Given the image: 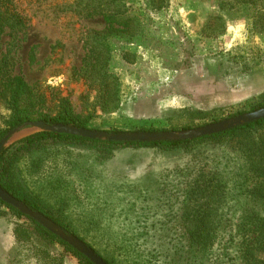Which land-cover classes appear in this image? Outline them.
Instances as JSON below:
<instances>
[{
  "label": "rangeland",
  "instance_id": "obj_1",
  "mask_svg": "<svg viewBox=\"0 0 264 264\" xmlns=\"http://www.w3.org/2000/svg\"><path fill=\"white\" fill-rule=\"evenodd\" d=\"M220 1L232 0H126L139 37L110 38L108 62L121 80L122 100L116 112L91 119V126L179 130L249 111L264 93V58L250 59L264 53V37L250 33L247 9L220 8ZM16 4L28 26L14 39L8 30L2 34L0 57L6 55L11 72L36 85L48 105L59 93L81 111L94 99L81 69L85 32L103 22L29 0ZM127 49L128 61L122 56ZM31 132L24 129L15 139ZM263 133L253 129L175 148L59 142L17 160L12 174L112 264H264V245L254 241L260 230L246 223L256 215L264 235V199L251 193L252 156L241 151L242 137L250 144ZM201 172L224 182L219 212L232 225L240 223L231 231L211 220L208 228L218 233L208 249L186 239L195 225L187 218L184 190ZM5 208L0 204V224L23 225L32 235L8 253L10 264H69L66 257L78 264L62 244L45 241L33 222Z\"/></svg>",
  "mask_w": 264,
  "mask_h": 264
},
{
  "label": "trees",
  "instance_id": "obj_2",
  "mask_svg": "<svg viewBox=\"0 0 264 264\" xmlns=\"http://www.w3.org/2000/svg\"><path fill=\"white\" fill-rule=\"evenodd\" d=\"M162 1L163 0H150V3L160 2L161 4ZM29 2L44 5L55 12L71 13L77 17L84 18L95 17L103 22V27L101 29H89L85 32L84 37L87 46L81 69L83 71V76L89 82V89L94 93V99L92 102L87 101L86 106H84L81 111L77 112L74 110L68 96L54 93L53 96L56 100L51 105H48L44 93L36 85L28 83L22 74L12 73L9 69V61H7L6 55H2V57H0V139L8 130L22 125L25 122L35 120H42L50 124H74L77 127L96 129L91 126V119L99 114L116 112L122 100L120 93L121 80L117 75L113 74L108 67L110 55L113 51L109 39L119 37L127 40H134L139 37L137 17L129 14L126 0H29ZM224 3L228 7L247 9L249 11L248 25L250 33L264 37V0L220 1V8H222ZM27 26L28 19L16 4V0H0V38L6 30L9 31L13 39L17 38L18 34L25 32ZM126 55H131L128 49L122 51L123 58L128 61ZM132 56H134V54H132ZM259 58H264V53L258 57L252 56L250 59H253V61L257 63L259 62ZM262 105H264V93L250 110L259 108ZM263 128L264 117L227 131L202 136L196 139L157 143H118L88 139L63 133L37 131L18 139L0 154V186L15 198L25 203L32 210L41 212L64 230L77 236L76 232L70 230L65 222L56 214L54 207L45 204L38 197L30 194L14 178L12 169L17 160L59 142H89L100 144L105 148H113L122 145L175 148L182 145H189L200 140L212 142L222 141L226 136L248 134L251 133L253 129L258 130ZM139 130L163 131L165 129L141 128ZM110 131L119 132L121 130L113 129ZM241 144L243 146L241 151L244 156H252L250 157V162H248V170L251 172L252 182L251 193L264 199V133L260 135L257 141L250 144H248V139L246 137H242ZM223 184L224 182L220 184L219 179L214 181L211 177H206V175H203V172L187 184L184 190V207L187 211V218L190 217L193 225H195L194 229H189L188 232L185 231L187 232V245L193 246L194 244H201L203 245V249H208V247L211 246L212 243H210V241L214 237L212 234L218 233L208 228L211 220L217 221L223 226L228 224L231 231L240 224L236 223L232 225L229 223L230 220L224 217L225 215L222 212H219L226 201ZM0 204L8 208L14 214L25 217L33 222L35 234L40 235L45 241H57L62 244L67 252L73 254L77 258L78 264H93L84 255L77 252L70 245L60 240L56 235L46 230L28 216L21 214L11 205L1 200ZM246 220H248L246 223H250L252 228L254 227L260 230L255 236L254 241L261 246L264 245V235L260 227L261 219L256 215H248ZM241 223H244V221ZM13 231L18 241L28 240L32 237L27 228L20 224L16 225ZM80 239L83 240L82 238ZM85 243L90 246L87 242ZM246 245L247 248L251 247L248 242ZM94 251L96 252V250ZM174 251L175 254L179 253L177 249ZM225 252L226 250H223V253ZM97 254L101 256L99 253ZM102 258L107 263L112 264L106 258Z\"/></svg>",
  "mask_w": 264,
  "mask_h": 264
},
{
  "label": "water",
  "instance_id": "obj_3",
  "mask_svg": "<svg viewBox=\"0 0 264 264\" xmlns=\"http://www.w3.org/2000/svg\"><path fill=\"white\" fill-rule=\"evenodd\" d=\"M264 117V105L254 110L242 112L233 116L220 119L215 122L203 124L197 127L179 129V130H163V131H119L111 132L105 130H97L90 128L77 127L74 124L64 123H46L42 120L25 122L6 132L0 139V154L17 141L16 135L24 130L31 129L32 132L47 131L55 133H63L85 137L88 139H98L103 141L118 143H149V142H177L184 140L196 139L202 136L212 135L219 132L227 131L235 127L257 121ZM29 133V134H31ZM28 135V134H27ZM26 136V135H25ZM24 137V136H23ZM0 200L14 207L21 214L28 216L33 221L43 226L46 230L56 235L60 240L70 245L77 252L84 255L93 264H109L101 256H99L90 246L76 235L67 232L61 226L53 222L50 218L39 211L32 210L25 203L15 198L9 192L0 186Z\"/></svg>",
  "mask_w": 264,
  "mask_h": 264
},
{
  "label": "crops",
  "instance_id": "obj_4",
  "mask_svg": "<svg viewBox=\"0 0 264 264\" xmlns=\"http://www.w3.org/2000/svg\"><path fill=\"white\" fill-rule=\"evenodd\" d=\"M17 242L18 240L15 237L13 226H2L0 224V264H10L8 253L16 246ZM66 258L65 263L69 261V264H72L71 259Z\"/></svg>",
  "mask_w": 264,
  "mask_h": 264
}]
</instances>
